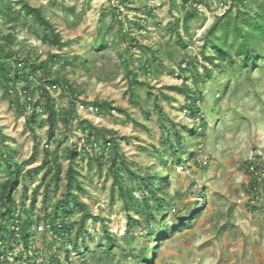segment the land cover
Here are the masks:
<instances>
[{
    "label": "rangeland",
    "instance_id": "obj_1",
    "mask_svg": "<svg viewBox=\"0 0 264 264\" xmlns=\"http://www.w3.org/2000/svg\"><path fill=\"white\" fill-rule=\"evenodd\" d=\"M16 1L0 0V4L10 3L18 10L20 6ZM27 1L30 6L42 10L65 46L58 50L41 43L43 33L34 21L7 26L1 16L0 43H4L2 37L11 35L12 47L21 57L45 60L49 55H59L60 62L52 67L53 78L63 76L73 83L78 92V119L71 121L69 126L60 121L51 142L47 125L42 123L36 130L39 140L35 149L26 126L31 108L22 90L25 85L16 86L21 108L25 109L23 115L0 89V132L5 137L4 145L15 153L14 162L20 165L36 154L37 161L23 169L33 174L43 162V150L47 147L50 152L57 149L65 172L69 164L66 149L70 147L80 152L85 147L86 136L79 130V121L86 120L126 139L119 141V152L134 172L155 171L166 175L168 180L166 185L160 186V195L166 199L165 211L158 215L163 225L150 224L148 228L142 216L131 211L130 215L142 221V225L128 232L123 203L116 195L111 197L113 179L107 169L110 147L105 149L107 159L101 171L94 163L92 171L86 172L84 161L82 182L86 193H79V201L86 204L90 214L98 220L87 221L90 233V237L85 238L87 248L68 255V260L61 248L60 263L264 264V190L261 200L252 203L248 186L252 169L248 164L264 169V37L254 47L255 63L248 68L243 66L231 37L226 43L232 47L229 49L231 63L215 62L212 66L204 58L218 56L211 44L206 43V34L218 17L226 11L231 18L239 12L264 13V0L243 3L192 0L200 13L189 22L188 30L182 26L187 7L183 8L180 0ZM133 38L137 42L131 46L129 41ZM100 42L105 44L104 48L95 51L93 45ZM82 58H86L85 67L80 64ZM65 59L72 61L73 66L61 70ZM127 68L137 76L138 85L133 88L126 76ZM195 68L198 80L194 79ZM184 82L193 92L202 95L198 104L199 119H190L183 111L184 96L168 89L180 87ZM31 83V89H35L37 82ZM38 95L35 92L32 104H42ZM51 95L58 100L57 110L66 112L67 101L60 97V91L51 92ZM95 101H107L125 110L131 120L117 113L98 116L91 107ZM148 113L150 119L146 118ZM164 127L179 131L189 127L196 135L183 133L182 143L186 147L181 156L183 163H171L165 169L151 154L143 152L146 148L162 147ZM101 145L86 146L88 154L98 155ZM43 173L41 170L36 178L31 175L34 180L28 181L27 197ZM4 179L5 174L0 172V184ZM124 180L129 183L131 179L124 174ZM64 194L62 184L52 204L60 201ZM21 195L20 186L15 199L20 201ZM140 195L135 191V196ZM80 214L76 212L72 219L79 220ZM99 219L104 220L116 240V246L107 257L103 253L106 243ZM164 233H167L166 239L159 241ZM36 241L39 252L45 257L49 255L50 243L53 242L57 249L60 246L48 234L36 236Z\"/></svg>",
    "mask_w": 264,
    "mask_h": 264
},
{
    "label": "trees",
    "instance_id": "obj_2",
    "mask_svg": "<svg viewBox=\"0 0 264 264\" xmlns=\"http://www.w3.org/2000/svg\"><path fill=\"white\" fill-rule=\"evenodd\" d=\"M180 1L183 8L187 7L182 19V26L188 30L189 22L194 17H197L200 11L195 1ZM232 1L243 3L245 0ZM16 4L20 6L18 10H15L10 3L1 2L0 16L1 21L5 25L15 26L20 21H34L43 33L40 38L41 43L55 47L58 50L65 46L60 35L40 8L30 6L27 0H18ZM228 13L229 11H226L222 16L218 17L206 34V43L211 44L212 50L218 56L216 58L214 56L205 57L204 52L202 54L212 66H215V62L231 63L232 55L229 49L232 47L226 45L231 37V41L236 45L237 54L243 59V66L248 68L255 63L253 57L254 47L258 46V41L264 37V13L249 15L239 12L234 18L229 17ZM175 30L177 31L176 26ZM2 40H4V43H0V89L9 103L15 105L17 110H19V114L23 115L25 109L21 108L16 86L18 84L25 85L22 90L26 94V103L31 108V115L26 117V126L29 128L35 149H37L39 137L36 135V130L41 128L42 123L47 125L48 140L51 142L56 137V130L60 121L69 126L71 121L78 119V92L73 83L67 78L63 76L53 78L52 67L60 62L59 55H49V58L45 60L32 59V56L21 57L12 47L13 39L11 35L2 37ZM136 42V39L133 38L129 41V44L133 46L136 45ZM104 46L103 42L93 45L95 51H100ZM206 49L207 46H205L204 50ZM85 61L86 58L81 59L80 64L83 67L86 66ZM70 66H73L72 61L65 59L60 68L65 70ZM145 68H148V65H145ZM126 76L130 79L131 88L138 85L137 76L132 70L127 68ZM194 79H200L197 70L195 71ZM34 80L37 82V86L35 89H31L33 84L31 82ZM168 89L177 90L184 96L186 104L183 111L190 119L200 118L201 112L198 104L202 100L201 93L193 92L185 82L180 87H168ZM57 90L60 91V97L66 98V112L57 110L58 100L51 95V92ZM35 92L39 93V100L42 101V104H32ZM91 107L98 116L117 113L127 116L131 120L125 110L113 107L107 101H95ZM161 114L162 112L160 111L159 115L161 116ZM150 117L151 115L148 113L146 118L150 119ZM43 118L45 120H42ZM132 123L135 124L134 121ZM79 130L86 136L85 147L80 152H76L70 147L66 149L65 156L68 158L69 164L65 172L62 171L57 149L50 152L46 147L43 150V162L33 170V174L31 171L24 172L23 169L25 166L35 163L37 155L33 154L22 164H16L14 162L15 153L8 145H4L5 137L0 132V150L2 149L0 152V164H4V167L0 166V172L5 174V179L0 184V247L3 243L7 245V251H0V257L2 258H0V264H8L6 255L9 252L13 253L19 245L15 238V231L12 229L14 226L19 227L23 251L27 250L30 239L33 238V227L41 222L48 223L51 226L53 235L69 243L74 252L79 253L81 248H87L85 238L90 237V233L87 231V221L98 217L92 216L88 206L79 201V193H86L82 182L84 169L82 163L86 161V172L88 173L92 171L94 163L98 165V170L101 171L107 159L105 153L107 147H110V157H108L110 161L107 169L113 179L111 197L113 198L116 195L123 203L128 219L126 230L132 232L142 225V221L134 219L130 215L131 211L141 215L148 228L150 224L163 225L158 215L165 211L166 199L163 195H160L162 192L160 186L167 184L166 175H159L158 172L148 170L142 172L140 169V172H134L131 169V165L119 152V141L126 139L119 138L116 133L95 127L86 120L79 121ZM164 133V142H162L161 148L150 147L144 149L143 152L151 154L153 158L160 162L161 167L164 169L171 163L181 165L183 163L181 156L186 152V147L182 143L184 140L183 133L195 137L193 128L183 127V131H179L174 127H164ZM98 143H102V151L93 157L88 154L86 146L95 148ZM85 157L87 158L85 159ZM78 160L80 161L79 163ZM248 167L252 168L249 173L248 185L252 194L250 199L255 200L257 197L261 199V191L264 190V169L256 165L253 166L251 163L248 164ZM41 170H44V173L41 175L40 181L33 187L30 197H27L28 181L34 180V177L36 178ZM161 170L163 172V169ZM260 171L263 172V177L259 181L254 174ZM124 174L130 177L129 183L125 182ZM31 175H34V177H31ZM262 182L263 186L261 187ZM62 184H64L65 194L60 201L52 204V198ZM20 186L22 187V195L21 200L18 201L15 199V192ZM135 191L141 193L140 197L135 196ZM78 211L81 213L80 219H72ZM16 213L17 217L15 216ZM99 220L102 223L106 243L103 253L107 257L110 250L116 246V240L107 230L104 220ZM150 234H148V238ZM166 234L164 233L159 241L165 240ZM59 245L56 252L53 251L55 246L53 242L48 245L50 264H61L59 260L55 259V254H58L64 248L63 243H59ZM23 251L18 253L20 257ZM37 251L39 252V249ZM64 251L66 253L65 258L68 260V253L65 248Z\"/></svg>",
    "mask_w": 264,
    "mask_h": 264
},
{
    "label": "built area",
    "instance_id": "obj_3",
    "mask_svg": "<svg viewBox=\"0 0 264 264\" xmlns=\"http://www.w3.org/2000/svg\"><path fill=\"white\" fill-rule=\"evenodd\" d=\"M254 175H255V178H257L260 181L262 180L263 172L260 171L258 173H255ZM259 200L261 199L257 197L255 200H251V202L255 203L256 201H259ZM15 216L17 217V213ZM12 229L15 231V238H16V241L19 243V245L15 248V251L13 253L9 252L6 255L8 264H50L49 261L40 252L37 251V246H36V242H37L36 236H42L45 234L52 235L58 242L63 243L65 249L69 251L70 255L73 253L71 245L69 243H66L61 238H56L53 235L51 226L46 222H41L40 224H37L36 226L33 227L32 229L33 238L30 239L28 248L27 250H24V251L22 250L23 246L20 240L19 227L14 226L12 227ZM5 248L6 246L2 245L0 247V251L4 252ZM53 250H55V248H53ZM20 251H23L21 257L18 254ZM54 252H56V250ZM58 254H55V259L59 258Z\"/></svg>",
    "mask_w": 264,
    "mask_h": 264
},
{
    "label": "clouds",
    "instance_id": "obj_4",
    "mask_svg": "<svg viewBox=\"0 0 264 264\" xmlns=\"http://www.w3.org/2000/svg\"><path fill=\"white\" fill-rule=\"evenodd\" d=\"M60 242H58V244H59ZM3 245H5L6 246V248H5V251H7L6 249H7V245L5 244V243H3ZM2 246V245H1ZM72 247V246H71ZM54 248H55V250L57 249L55 246H54ZM65 248V247H64ZM38 249V248H37ZM55 250H53V251H55ZM67 250V249H66ZM72 251H73V248H72ZM74 252V251H73ZM41 253V252H40ZM67 253H68V255H70L69 254V251H67ZM66 254V253H65ZM67 255V256H68ZM45 257V256H44ZM48 261H49V255L47 256V257H45ZM57 260H59V258L57 259Z\"/></svg>",
    "mask_w": 264,
    "mask_h": 264
}]
</instances>
